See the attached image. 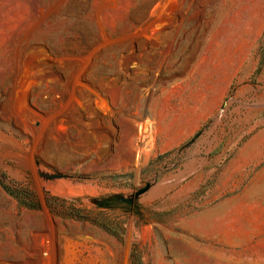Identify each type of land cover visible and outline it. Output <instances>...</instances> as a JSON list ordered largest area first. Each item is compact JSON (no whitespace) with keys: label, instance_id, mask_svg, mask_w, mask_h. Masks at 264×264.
I'll list each match as a JSON object with an SVG mask.
<instances>
[{"label":"rangeland","instance_id":"1","mask_svg":"<svg viewBox=\"0 0 264 264\" xmlns=\"http://www.w3.org/2000/svg\"><path fill=\"white\" fill-rule=\"evenodd\" d=\"M257 137L264 0H0V264H264Z\"/></svg>","mask_w":264,"mask_h":264},{"label":"trees","instance_id":"2","mask_svg":"<svg viewBox=\"0 0 264 264\" xmlns=\"http://www.w3.org/2000/svg\"><path fill=\"white\" fill-rule=\"evenodd\" d=\"M196 136V135H194ZM0 187L8 195L12 196L18 203L19 207L28 210H40L41 202L37 199L34 193L26 186L21 185H11L6 182L5 178L0 175ZM45 204L47 208L54 214L63 216L64 218L78 219L83 221H89L94 224L97 222L86 215L79 213L77 209L72 206H68L66 201L58 198L45 197ZM101 227L108 230L113 235L119 236L121 239V233L119 234L117 230L107 227L105 225H100ZM131 256V253H130Z\"/></svg>","mask_w":264,"mask_h":264},{"label":"crops","instance_id":"3","mask_svg":"<svg viewBox=\"0 0 264 264\" xmlns=\"http://www.w3.org/2000/svg\"><path fill=\"white\" fill-rule=\"evenodd\" d=\"M259 135V134H258ZM255 140V139H254ZM252 140L251 142H253ZM231 167L244 173L250 167L261 165L264 167V142L261 138H256V144L250 146H238L236 156L231 160Z\"/></svg>","mask_w":264,"mask_h":264},{"label":"water","instance_id":"4","mask_svg":"<svg viewBox=\"0 0 264 264\" xmlns=\"http://www.w3.org/2000/svg\"><path fill=\"white\" fill-rule=\"evenodd\" d=\"M47 178H61V177H65L62 174H49V173H45L44 174ZM149 188V185L145 186L144 188L139 189L138 191L134 192L133 194H131L128 197H124V196H116L117 200L121 201V202H125L128 204H133L134 200L141 195L142 193H144L147 189Z\"/></svg>","mask_w":264,"mask_h":264}]
</instances>
